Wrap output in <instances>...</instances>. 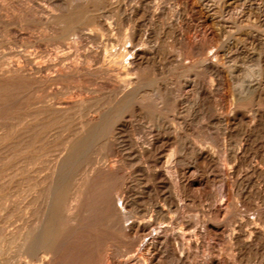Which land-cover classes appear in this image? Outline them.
I'll use <instances>...</instances> for the list:
<instances>
[{"label":"bare ground","instance_id":"obj_1","mask_svg":"<svg viewBox=\"0 0 264 264\" xmlns=\"http://www.w3.org/2000/svg\"><path fill=\"white\" fill-rule=\"evenodd\" d=\"M199 1L204 4L214 0ZM238 1L220 0L212 13L215 11L223 16L225 8L237 5ZM167 3V0H138L137 4L128 7L130 10L116 4L114 0H35L25 3L33 22L40 28V42L44 40L51 45H38L33 49L25 47L18 51L16 62L0 69V88L18 90L16 94H3L6 96L3 103L7 104L9 99L16 96L21 108L17 123L10 120L12 127L14 124L19 127L18 135L15 134L18 137H15L20 142L17 145L21 144L25 152L24 158H21L23 162H20L22 213H29L30 216L29 211H34L32 221L28 220L29 217L21 226L6 230L5 242L11 244L15 238L19 242L15 249L12 247L11 256L4 252L10 256L11 264H187L190 258H195V252L202 248V240L208 233L205 229L207 224L220 216L224 217L225 223L221 227L217 226L216 230L223 245L225 242L229 248L235 247L239 252L235 249L236 252L229 256L224 251L228 256L224 258L225 255L221 256L222 252L220 254L218 249L216 255L222 258L208 256L201 259L202 264H236L238 259L240 264H256L251 261L254 256L257 264H264V134H258L260 129L264 130L260 122L264 118V84L260 82L264 77V31H260L261 27L257 26L258 29L248 17L231 15L232 11L230 15L234 20H226L229 15L226 10V24L223 23L225 26L219 31V37L223 38L220 45L227 48L225 54L230 61L229 68H226V62L222 59L224 63L222 60L216 63L217 60L193 69L184 84L175 87L154 75L150 78V84L144 82L145 85H142L148 76V67L157 68L160 75H167L173 66L182 64L188 54L194 51L205 54L206 43L218 42L203 28L200 39L196 38L198 40L187 37L183 43L181 38L167 45L164 43L163 47L153 43L151 31L143 33L141 21L148 15L154 28L159 30L162 27L166 34H174L177 27L170 25L165 28L168 24L163 26V21L170 14L181 15V12L174 11L172 5ZM248 4L244 3L246 6ZM114 10L119 12V17L113 15L118 18L116 21L119 25H130V31H121L122 34H118L120 37L112 32L115 19L108 21ZM18 19L8 23L23 28V20ZM119 30L118 27L120 33ZM176 36L179 38V35ZM113 42L119 47L109 48ZM240 42L247 43L252 49L249 52L247 48L252 53L251 61L243 70L239 68V63L230 59V53H234V49L236 52ZM166 51H176L177 56L163 66L161 61ZM235 75L239 77L235 78ZM229 76L234 77L229 91L233 93L231 105L235 109H227L226 104L223 106L225 111L232 109L230 115L218 110L221 103L219 98L226 97L224 88L228 85ZM72 80L78 81L79 87L75 84L77 91L84 90L80 92L87 94L81 96L80 92L75 93L68 84L69 87L65 85L59 92H54L53 85L56 82L69 83ZM103 84L108 85L107 90L109 87V91L117 97H112L119 103L117 108L107 110V107L106 111L100 108L105 105L103 102L99 104L100 107L93 103L94 96L90 94ZM148 84L152 90L146 88ZM39 91L42 93L39 94ZM116 101L114 105H117ZM12 103L9 102L10 108ZM169 103L172 104V114L166 111V104ZM29 106L33 108L29 109ZM249 107L255 109L250 114L251 119L246 120V116L238 109L247 110ZM191 118L200 123L195 129L189 124ZM137 122L144 126L153 125L149 126V133L146 134L134 128ZM154 124H157L156 127ZM4 126L0 127V141H9L6 139L10 138L8 131L11 132V129ZM228 126L241 130L245 128L247 133H235ZM57 127L58 130L67 128L68 132L72 129L76 137V149L81 145L79 140L87 137L92 128L96 127L98 131L93 134L92 141L85 142V148L82 145L83 148L74 152L71 158L61 157V161L55 158L39 164L48 154L49 145L47 148L44 146L51 143L49 140L58 131L55 132ZM216 127H224V138L217 137L218 148L214 149L205 144V139L213 136L212 129ZM63 129L60 131L63 132ZM32 150L33 154H30ZM52 151L49 149V152ZM54 152L52 155L55 157L57 155ZM196 182L203 185L204 190L201 194L202 190L198 191L200 195L196 192V217L187 219L182 208L192 196L189 194L190 186ZM216 183L219 185L217 190H209ZM205 206L210 207L207 208L209 211ZM249 211H254L255 217H249ZM237 215L240 217L237 218ZM29 221L34 226L33 231L29 229ZM119 237L131 240L127 248L132 253L125 260L118 259L112 250ZM8 244H5L6 248H11ZM227 246L225 249H229ZM231 249L229 252L234 250ZM121 254H125L124 251ZM197 255L196 262L199 253Z\"/></svg>","mask_w":264,"mask_h":264},{"label":"rangeland","instance_id":"obj_2","mask_svg":"<svg viewBox=\"0 0 264 264\" xmlns=\"http://www.w3.org/2000/svg\"><path fill=\"white\" fill-rule=\"evenodd\" d=\"M10 1H12V2H10ZM17 0H14V2H13V0H8V1H6L5 0V2H4V0H1L0 1V17H2V15H3V19H1L0 18V65L2 66V67H0V69L1 68H3V67H6L7 65H9L10 63H14L13 61H15V60H17L18 59V56H16V55H18V51H20V50H23V49H25V47H29L30 49H33L34 47H37L38 45H47L48 44V46L49 45H51V43L50 42H47V41H44V40H42L41 42H40V40H39V37H40V35H41V32H40V28L39 27H36L37 25H36V23L35 22H33V17H32V15H31V13H30V11H29V9L27 8V6H26V4L27 3H30V1H31V3L33 2V1H35V0H27V2H25L26 0H18L17 2H16ZM115 2H116V4H118L119 3V5H122V6H124L126 9H128V10H130V8H128V7H132L134 4H137L138 3V0H114ZM121 1V2H120ZM157 1V0H156ZM169 3H167L168 5H172V9H174V11H178L179 10V12H181V15H178V14H170L169 15V19L171 20H169L168 18H166V20H164L163 21V26H165L166 24H168V25H166L165 26V28H167V26H170V25H172L174 28H176L177 30H176V32H174V34L172 33H170V34H166V30H164V29H162V27L158 30V28H154L153 27V25H152V20L150 19L151 17L150 16H148V15H146L143 19H142V21H141V25H142V29H143V33H145V31H151V35L153 36V43H155L157 46H159V47H163V46H165L164 45V43L167 45V44H170L171 42H174V41H176V40H179V39H181L182 40V42L184 43V40L186 41L187 40V37L188 38H190V39H196V38H198V39H200V34H201V29H203V28H205L206 30H207V32H208V34L210 35V37L212 36V37H216L215 39L218 41V42H216L217 44H210V43H206L205 44V54H198L197 53V51H194V52H192V53H190V54H188L186 57H185V60H184V62L182 63V64H180V65H178V66H173L172 68H171V70L169 71V73L167 74V75H165V74H163V75H165V76H163V75H160V74H158L159 73V71H157L158 69L157 68H151V67H148L147 69H146V72H147V79L145 78V80H143V83H142V85L144 84V82H145V84L146 83H149L150 84V78H152V76L154 75V76H157V77H160V80L162 81V82H169V84L172 86V87H175V86H178V84H184V82H185V80L188 78V75H189V73H191V72H193V69H195V68H199V67H202L205 63H208V62H216L217 60H219V61H217L216 63H219L222 59L224 60V62H226V63H224L223 62V60H222V62L224 63V65L226 66V68L228 67L229 68V66H230V61H229V59H228V57H226V54H225V51L227 50V48L225 47V46H221L220 45V43L222 42V39L223 38H220L219 37V31L220 30H222L223 29V26H225L224 24H226V20H228V21H233L234 19H233V17H231V15H235V16H237V17H239L240 16V18H242V16H243V18H246V17H248L249 19H250V21H253L255 24H256V27L258 26L259 28H260V31L262 30V31H264V27H262L263 26V24H264V11H262V10H264V0H248V1H246L245 2V0H244V2H243V0H239L238 1V3H237V5H234L235 6V8H234V6L233 7H226L225 8V12H224V15L223 16H220V14H216L215 13V11L212 13V11L215 9V7L217 8L218 7V5H219V2L218 1H220V0H214V1H208V2H204V4H203V2H201V1H199V0H167ZM180 1V2H179ZM252 1V2H251ZM261 1V2H260ZM263 1V2H262ZM5 3V5L3 6V3ZM21 2H23V3H21ZM26 4H25V3ZM137 2V3H136ZM213 2H216V3H213ZM241 2V3H240ZM247 2L249 3L248 5H252V6H246V5H244V3L245 4H247ZM260 2V3H259ZM11 3H12V5H11ZM17 5H16V4ZM208 3H210V4H208ZM211 3H213V4H211ZM240 3V4H239ZM259 3V4H258ZM7 4V5H6ZM207 4V5H206ZM258 4V5H257ZM261 4V5H260ZM209 5H211V6H209ZM241 5V6H240ZM243 5V6H242ZM6 6V7H5ZM8 6H10V7H8ZM13 6H15V7H13ZM17 6V7H16ZM26 6V7H25ZM215 6V7H214ZM236 6H238L237 7V9H236ZM260 6V8H258ZM2 7H3V9H2ZM5 7V8H4ZM11 7L13 8V9H11ZM213 7V8H212ZM241 7V8H240ZM246 7H248V8H246ZM256 7V8H255ZM7 8V9H6ZM14 8H16V9H14ZM25 8V9H24ZM231 8H232V10H231ZM234 8V9H233ZM2 9V10H1ZM176 9V10H175ZM210 9V10H209ZM230 9V10H229ZM236 9V10H235ZM240 11H243V12H240ZM245 9L247 10V12H248V14L246 13V11H245ZM256 9V10H255ZM260 10V11H258V10ZM226 10H227V12H228V14H227V12H226ZM2 11H3V13H2ZM4 11H6L5 13H4ZM9 11V12H8ZM19 11V12H18ZM29 11V12H28ZM115 11V12H114ZM113 12H112V14L110 15V17L108 18V21H113L114 19H115V21H113V23H112V25H113V31L112 32H114L115 33V35H117L116 37H118L119 35H121L122 33H121V31L123 32V33H125V31L126 32H129L130 30V28H129V24L128 23H126V24H122V25H119L118 24V18H115V17H119V12L118 11H116V10H114ZM209 11H211V12H209ZM230 11H232V14H231V12ZM237 11V12H236ZM258 11V12H257ZM14 12V13H13ZM21 12V13H20ZM27 12H28V14H27ZM117 12V13H116ZM230 12V13H229ZM236 13V14H233V13ZM251 12H253L254 13V15H253V13H251ZM260 12V13H259ZM10 13V14H9ZM12 13H13V15H12ZM18 13V14H17ZM24 13H25V15H24ZM30 13V14H29ZM114 13V14H113ZM204 13V14H203ZM226 13V14H225ZM240 13V14H239ZM244 13H246V14H244ZM257 13H259V14H257ZM25 16H23V15ZM208 14V15H207ZM213 14L215 15V16H213ZM231 14V15H230ZM31 15V16H30ZM113 15H116L115 17L113 16ZM173 15V16H172ZM229 17H228V16ZM253 15V16H252ZM260 15V16H259ZM6 16V17H5ZM9 16H10V18H9ZM19 18L20 16H21V20H23V22H24V25H23V28L21 27V26H19V25H14V26H12L11 24H9L8 22H13V20L15 21V20H17L18 18ZM27 16L29 17V18H27ZM171 16H172V19H173V21H172V19H171ZM192 16V17H191ZM219 16V17H218ZM229 18H227V17ZM257 16H259V18L257 17ZM207 17V18H206ZM217 17H218V19H217ZM226 17V20L224 19ZM253 17V18H252ZM261 17V18H260ZM6 18H8L7 19V22H6ZM22 18H24V19H22ZM188 18V19H187ZM12 19V20H11ZM20 19H18V20H20ZM148 19H149V21H148ZM168 19V20H167ZM215 19V20H214ZM231 19V20H230ZM253 19V20H252ZM255 19V20H254ZM29 20V21H28ZM31 20V21H30ZM117 20V21H116ZM176 20H177V22H176ZM215 21V23H214V21ZM225 20V21H224ZM5 22V23H4ZM177 24H176V23ZM152 25V27H153V29H152V27H151V25ZM166 23V24H165ZM224 23V24H223ZM10 26H9V25ZM116 26H115V25ZM183 24V25H182ZM209 24V25H208ZM214 24V25H213ZM216 24V25H215ZM260 24V25H259ZM3 25V26H2ZM6 25V26H5ZM31 25H32V27H31ZM118 25V26H117ZM150 25V26H149ZM174 25H176V26H174ZM178 25H179V27H178ZM205 25V26H204ZM17 26V27H16ZM35 26V27H34ZM196 26V27H195ZM222 26V27H221ZM5 27V28H4ZM11 27V28H10ZM17 29H16V28ZM114 27H115V29H114ZM117 27V28H116ZM118 27L120 28V33L117 31V29H118ZM181 27V28H180ZM212 27V28H211ZM257 27V28H258ZM9 28V29H8ZM15 28V29H14ZM122 28V29H121ZM128 28V29H127ZM184 28V29H183ZM190 28V29H189ZM258 28V29H259ZM24 29V30H23ZM146 29V30H145ZM156 29V31H155V33L154 32H152L153 30H155ZM179 29H183V30H179ZM209 29V30H208ZM21 30V31H20ZM23 30V31H22ZM129 30V31H128ZM159 32H158V31ZM20 31V32H19ZM30 31V32H29ZM38 31V32H37ZM178 32V33H177ZM25 33V34H24ZM157 33V34H156ZM193 33V34H192ZM211 33V34H210ZM19 34V35H18ZM36 34V35H35ZM119 34V35H118ZM165 34V35H164ZM182 34V35H181ZM185 34V35H184ZM214 34V35H213ZM156 35H157V37H156ZM164 35V36H163ZM166 35L168 36V37H166ZM175 37H173V36ZM176 35H179V38H177L178 36H176ZM9 36V37H8ZM185 36H186V38H185ZM199 36V37H198ZM120 37V36H119ZM156 37V38H155ZM164 37V38H163ZM172 37V38H171ZM6 38V39H5ZM21 38H23V39H21ZM220 38V39H219ZM175 39V40H174ZM198 39H196V40H198ZM10 40H11V42H10ZM39 40V41H38ZM159 41H160V43H159ZM8 42V43H7ZM162 42V43H161ZM50 43V44H49ZM158 43V44H157ZM241 44H238V49L236 50V52H235V49L233 50V52L234 53H230V56H232L230 59H232V60H234V61H236V63L238 64V66H239V68H241V70H243L245 67L244 66H246V64L248 63V61H251V60H249L251 57H250V54H252V53H249L252 49H250V47L247 45V43H244V44H246V46L242 43V42H240ZM7 44V45H6ZM11 47H10V46ZM31 45V46H30ZM35 45V46H34ZM116 45V46H115ZM162 45V46H161ZM213 45V46H212ZM241 45V46H240ZM17 46V47H16ZM111 46V47H110ZM109 46V48H111V49H114V48H118L119 47V45L117 44V43H114L113 42V46L112 45H110ZM242 46H244V47H242ZM32 47V48H31ZM220 47V48H219ZM246 47V48H245ZM208 48V49H207ZM249 49V52L247 51L248 49ZM11 49H13V50H11ZM207 49V50H206ZM239 49H241L240 51H238ZM17 50V51H16ZM13 51V52H12ZM208 51V52H207ZM239 53H238V52ZM17 54H16V53ZM246 52V53H245ZM253 52V51H252ZM254 52H255V54H257L256 53V51L254 50ZM15 53V54H14ZM220 53V54H219ZM223 53V54H222ZM2 54V55H1ZM164 54H165V56H164ZM163 54V58H162V64H163V66H166V65H168V63H170L176 56H177V53H176V51H166L165 53ZM225 54V55H224ZM249 54V55H248ZM220 55V56H219ZM224 55V56H223ZM235 55V56H234ZM243 55V56H242ZM167 56V57H166ZM217 56V57H216ZM224 58H223V57ZM234 56V57H233ZM238 58H237V57ZM241 56V57H240ZM203 57V58H202ZM220 57H222V58H220ZM247 57V58H246ZM218 58V59H217ZM245 58V59H244ZM255 58V57H254ZM236 59V60H235ZM242 59V60H241ZM247 62H246V61ZM229 61V62H228ZM256 60H254L253 62H255ZM263 61H264V56H263ZM16 62V61H15ZM9 63V64H8ZM166 63V64H165ZM199 64V65H198ZM228 64V65H227ZM245 64V65H244ZM5 65V66H4ZM240 65H241V67H240ZM263 67H264V64H263ZM175 68V69H174ZM154 69V70H153ZM190 70V71H189ZM149 73V74H148ZM187 77V78H186ZM235 78H238L239 76H234ZM234 77L233 76H229L228 77V85L224 88V93L226 94L225 96L226 97H224L223 99L222 98H219L220 100H219V103H220V105L218 106L219 107V112H220V109H221V112H226V114H231V112H233L232 111V109H230L229 111L228 110H226L225 111V109L227 108V109H229L228 107H232L233 109H235L234 107V105L232 104L231 105V96H232V94L233 93H230V92H232V91H229V90H231L232 89V86H233V79H234ZM233 78V79H232ZM264 78V77H263ZM263 78H261V80H260V82L262 83V84H264V80H263ZM100 80H103L102 78L100 79ZM148 80H149V82H148ZM166 80V81H165ZM72 81H75V83L74 82H72ZM72 81H70L69 83L67 82V81H65V82H63V81H58V83L56 82L54 85H53V89H54V92L56 91V92H59L60 91V88L62 87V89L65 87V85L66 86H70V88H72V90L74 89V91H75V93H78V92H80V91H84V90H79V91H77L78 89H76V88H78L79 87V85H78V81L77 80H72ZM59 82H61L60 84H59ZM72 82V83H71ZM170 82H172V84L170 83ZM173 82H175L174 84H173ZM71 83V84H70ZM82 83H83V81H82ZM177 83V84H176ZM68 84V85H67ZM75 84H77L78 85V87H77V85L75 86ZM144 84V85H145ZM148 84V85H149ZM146 86V88L148 89V90H152L153 88L150 86ZM230 85V86H229ZM56 86V87H55ZM60 86V87H59ZM68 86V87H69ZM106 86V87H105ZM107 86L108 85H101V86H97V90H96V92H93L92 94H90V96L91 97H93V103H96V104H98L97 106H99V104L101 103V105H102V102L105 104V105H100L99 107L102 109V110H106V108L108 107V109L107 110H112V109H115V108H117V106L119 105V103H118V101H116L114 98H116L117 99V97H114L115 95H113L112 94V92L111 91H109V87H108V90H107ZM58 87H59V89H58ZM228 87L230 88V89H228ZM1 90H0V118L2 117H6V119H0V121H1V123H0V127H2L3 125H5L4 127H6V125H7V129L8 130H10L11 129V132L10 131H8L7 129V131L9 132V135H10V138H8V139H6V140H9V141H4V140H1L2 141V143L0 144V236H2V238H0V240H2V241H4L5 242V240H6V234H7V232H6V230H9V229H13L14 227H18V226H21L22 225V223H23V221L24 220H27L29 217V219L28 220H31L32 221V219L31 218H33L34 217V211L33 210H30L29 212L31 213V215L29 216V213H27V214H24V213H22L23 211H22V204H23V201L21 202V199H22V191H20V190H22V188H23V181H22V169H20V168H22V160L23 159H21V158H24V156H25V152H24V150L22 149V147H21V144H19V145H17L18 143H20L18 140V138H16V137H18V136H16V135H18V133L19 132H17V131H19V127L17 126V125H15L16 123H17V119H18V116H20L21 115V108L18 106V101L16 102V100H18L17 98H11V100L9 99V102H13L12 103V108H10L9 107V102L7 103V104H4L3 103V99L6 97V96H3V94L5 95V94H8V95H11V94H16L17 93V91L18 90H12V89H7V88H0ZM76 89V90H75ZM6 90V91H5ZM50 90V89H49ZM59 90V91H58ZM2 91V92H1ZM77 91V92H76ZM184 91H187V89H184ZM4 92V93H3ZM82 92H80V95L82 96H84V94L86 95L87 93L85 92V93H82ZM40 93H42V91L40 92L39 91V94ZM107 93H110V94H107ZM2 94V95H1ZM95 94H96V96H95ZM36 95V94H35ZM93 95V96H92ZM99 95V96H98ZM97 96L98 97H100V98H97ZM96 97V98H95ZM102 97V98H101ZM112 97H114V98H112ZM228 97V98H227ZM6 99V98H5ZM94 99H96V100H94ZM97 99H98V102H95V101H97ZM99 99H100V101H99ZM13 100H15V101H13ZM112 100H114V101H112ZM223 102H222V101ZM227 100V101H226ZM117 102V105H116V103H115V105L113 104V102ZM229 101V102H228ZM109 102H110V104H109ZM95 104V105H96ZM110 106H108V105ZM226 104V105H225ZM228 104H230V105H228ZM3 105H6V106H4L3 107ZM11 105V104H10ZM223 105H225L226 106V108L223 106ZM166 106L168 107V108H166L167 110V113L168 114H172L173 112H172V104H166ZM15 107V108H14ZM115 107V108H114ZM223 107V108H222ZM32 108H33V106H32ZM30 106H29V109H32ZM104 108V109H103ZM111 108V109H110ZM170 108V109H169ZM238 109V108H237ZM250 109H251V111H250ZM253 109V110H252ZM254 109H255V107L254 108H248L247 110L246 109H238L244 116H246L245 118H246V120H249V119H251V115L254 113ZM106 110V111H107ZM169 110V111H168ZM245 111V113H244V111ZM16 111V112H15ZM228 111V112H227ZM13 112H15V114L13 113ZM19 112H20V115H19ZM251 112V113H250ZM3 113V114H2ZM5 113V114H4ZM251 114V115H250ZM13 115V116H12ZM15 115V116H14ZM249 115V116H248ZM10 116H12L11 118H10ZM248 116V117H247ZM16 118V119H15ZM248 118V119H247ZM8 119V120H7ZM10 119H12V122L13 123H15L14 125H13V127H12V122H11V120ZM192 119V121L191 122H189V124H191V128H193V129H195V128H197V126L200 124L198 121H197V119H194V118H191ZM2 120H3V122H7V123H3L2 122ZM7 120V121H6ZM193 120H194V122H193ZM197 122H196V121ZM261 122V125H264V118L262 119V121H260ZM259 121H257V123L259 124L260 123ZM11 123V125H10V127H9V124ZM140 122H137V123H135L134 125V128L135 129H137V130H139V131H144L146 134H148L149 133V130H150V127H151V125H153V124H150V125H147V124H145V126H144V124H142V123H140ZM193 123V124H192ZM196 123V124H195ZM156 125L157 124H154V126L156 127ZM148 126V127H147ZM150 126V127H149ZM12 127V128H11ZM137 127V128H136ZM232 127V128H231ZM231 127H229L228 126V128H231L232 130H234L235 131V133H239L240 131L241 132H245V133H247L246 132V130H245V128L243 129V130H241V128H237V127H234V126H231ZM16 128V129H15ZM62 128V127H61ZM60 128V130L62 131V129ZM149 128V129H148ZM224 128V127H223ZM220 129V128H213L212 129V131H213V136H210V138L208 139V137H207V140L205 139V144L206 145H208V146H212L214 149H217L218 147H217V137L218 138H221V139H223L224 138V129ZM234 128V129H233ZM12 129H13V131H12ZM59 129V127H57V129L55 130V132L57 131ZM68 129H70V128H68ZM238 129V130H237ZM240 129V130H239ZM16 130V131H15ZM60 130H58L57 132H59L58 133V135H62V136H58L57 135V132L55 133V137L53 136V138L51 137L50 138V140H49V142H51L50 144L49 143H46L45 144V146H44V148L47 146V145H49V147L52 145V147H48V154H46V155H48L47 157H46V155H45V157H43V159H41V163H39V164H44V163H46V161L47 160H49V162H50V160H52L53 161V159H58L59 161H61L62 159H61V157H63L64 159L65 158H71L75 153L74 152H78V150H80V148L82 149L83 148V146L85 145V142L87 143L88 141L90 142V141H92V139H93V134H95V132H96V130H97V128L96 127H94V128H92L91 130H90V132H89V135L87 136V137H85V138H81L80 140H79V142H80V144L81 145H79V147L76 149V147H75V145H74V141H75V139H76V137H75V135H74V133L72 132V129H70V131L72 132V134H71V132H68V130H67V128H65V129H63V132H64V130H65V132H64V134H61V133H63V132H61ZM67 130V131H66ZM146 130V131H145ZM214 130H216V131H214ZM0 131H1V129H0ZM98 131V130H97ZM223 131V132H222ZM233 131V132H234ZM14 134H13V133ZM68 132V133H67ZM218 132V133H217ZM259 133V135L261 136L262 134H264V130L262 129H260L259 131H258ZM14 136V137H12V135ZM70 133V134H69ZM220 133V134H219ZM16 134V135H15ZM57 135V136H56ZM65 135H66V137H65ZM70 135H72L73 137H75V138H73L72 136H69ZM16 136V137H15ZM215 136H216V139H215ZM15 140H13L12 138ZM56 137H58V138H56ZM212 137V138H211ZM69 138V139H68ZM88 138H90V139H88ZM17 139V140H16ZM67 139V140H66ZM235 138H233V140H234ZM0 141V142H1ZM59 141H61V142H59ZM69 141V142H68ZM72 143H71V142ZM208 141H209V143H208ZM212 141V142H211ZM12 142V143H11ZM14 142V143H13ZM57 142H59V143H57ZM6 143H7V145H6ZM68 143V144H67ZM5 144V145H4ZM211 144V145H210ZM54 145V146H53ZM55 145H56V148H58L57 150H53V149H56L55 148ZM60 145H62V146H60ZM83 145V146H82ZM58 146H60V147H58ZM15 147V148H14ZM46 147V148H47ZM61 147H63V149L61 148ZM59 148H61V149H59ZM84 148H85V146H84ZM21 149V150H20ZM49 149H50V151H52V152H54L53 154H55V155H57V156H55L54 157V155H52V152H49ZM52 149V150H51ZM73 149V150H72ZM8 150V151H7ZM34 150H36L35 148H34ZM34 150H32L31 152H30V154L32 153L33 154V151ZM66 150V151H65ZM6 151V152H5ZM19 151V152H18ZM62 152L63 151V153L62 154H64L63 156H62V154L60 153V152ZM64 151H65V153H64ZM24 152V153H23ZM56 152H57V154H56ZM68 152H70L69 154H68ZM72 152V153H71ZM76 152V153H77ZM23 153V154H22ZM49 153H50V155H49ZM60 153V154H59ZM67 153V154H66ZM58 154H59V157H58ZM67 156V157H66ZM11 157V158H10ZM52 157V158H51ZM58 157V158H57ZM60 158V159H59ZM3 161V162H2ZM21 162V163H20ZM4 164V165H3ZM12 165V166H11ZM19 165V166H18ZM21 166V167H20ZM10 168V169H9ZM12 168V169H11ZM20 169V170H19ZM17 170V171H16ZM128 170H130V168L128 169ZM20 171V172H19ZM11 172V173H10ZM13 172H14V174H13ZM2 173V174H1ZM10 173V174H9ZM43 173H45V171H43ZM7 174V175H6ZM9 174V175H8ZM20 174V175H19ZM7 177H6V176ZM13 175V176H12ZM11 176L13 177V178H11ZM3 177H4V179H3ZM6 178V179H5ZM8 180H10V181H8ZM3 181H6V182H3ZM20 181V182H19ZM21 184V185H20ZM198 182H196L195 184H193V185H191L190 186V188H189V194L190 195H192L190 198H189V200H187L186 201V203H184V205H183V208H182V212H183V215H184V217L185 218H195L196 217V214H197V202H196V199L198 198V197H196V192H200V190H202L201 192H200V194L203 192V190H204V186L203 185H201V184H199ZM219 184V183H218ZM195 188H194V187ZM216 186V187H215ZM217 186H219V185H217V183H216V185L214 184V185H212L211 187H210V189L209 190H211L212 191V189H214L213 191H216L217 190ZM21 187V188H20ZM191 187H193V188H191ZM197 188V189H196ZM203 188V189H202ZM212 188V189H211ZM191 191H192V193H191ZM21 192V193H20ZM199 192H198V195H200L199 194ZM9 193L11 194V195H9ZM15 193V194H14ZM195 194V195H194ZM9 196V197H8ZM20 196V197H19ZM3 197V198H2ZM7 198V199H6ZM195 199V200H194ZM5 200H7V201H5ZM23 200V199H22ZM192 200V201H191ZM193 200H194V202H193ZM20 202V203H19ZM205 202V204L207 205V203H206V201H204ZM195 203V204H194ZM18 204H20L19 206H18ZM209 204V203H208ZM4 206V207H3ZM13 206V207H12ZM6 207V208H5ZM12 207V208H11ZM19 208V209H18ZM205 208H206V206H205ZM207 208L209 209L210 207H208L207 206ZM206 208V209H207ZM207 209V210H208ZM184 211H186V212H184ZM209 211V210H208ZM21 214H23V215H21ZM32 214H33V216H32ZM206 214H208V213H206ZM186 215V216H185ZM249 217H255L254 216V211H249L248 212V214H247ZM32 216V217H31ZM238 217L237 218H239L240 217V215H237ZM20 217V218H19ZM22 217V218H21ZM25 218V219H24ZM218 219H221V220H218ZM218 219H214L213 218V223H208L207 224V226H206V237H204V240H202V248H200V249H198V252H195V255L196 256H194L195 258L193 259V257L192 258H190L189 260L190 261H187V264H190V263H195L196 262V257L198 256L197 254L199 253V257L197 258V264H200V262H201V264H202V261L205 259V257L207 258L208 256H214V257H216V258H222L221 256H223L224 257V255H225V257L224 258H228V253H229V256H231L232 255V252H233V254L236 252V248L235 247H230L229 248V246H227L226 245V243L224 242V244L227 246V248H229V249H225L226 248V246L225 245H223V240L221 239V237L219 236V234H218V230H216V227L217 226H219V227H221V225L223 226L224 225V221H225V219H224V217H222V216H220ZM7 220V221H6ZM21 221V223H20V221ZM215 220V221H214ZM218 220V221H217ZM1 221H3V223L1 222ZM31 221H29L30 222V224H29V229L30 228H32L30 231H33L34 229V226L31 224ZM216 222H218V224H215ZM221 222V223H220ZM17 223H19V224H17ZM223 223V224H222ZM11 224V225H10ZM17 224V225H16ZM10 225V226H9ZM3 226V227H2ZM5 226H6V228H5ZM214 229H212L211 227ZM208 227H209V229H208ZM3 228V229H2ZM5 228V229H4ZM29 229H27V230H29ZM2 230V231H1ZM5 230V231H4ZM29 231V232H30ZM216 232V233H214V232ZM2 232H4V233H2ZM6 232V233H5ZM210 236V238H209V236ZM213 235V236H212ZM217 235V236H216ZM212 236V237H211ZM215 236V237H214ZM217 237V238H216ZM220 237V238H219ZM207 238V239H206ZM211 238H214V239H211ZM215 238H216V240L218 241H216L215 240ZM120 239V240H119ZM221 239V241H219ZM14 240V239H13ZM13 240H12V243L10 244L11 245V248H9L10 246H8V248H6L7 247V245H5V244H8L7 243V241L4 243V242H0V250H1V252H0V264L2 263V264H11V260H10V256L13 254V252L11 253V251L13 250V249H15L17 246V244H18V246H19V242L17 241V239L15 238V240H14V242H13ZM119 240V241H118ZM122 240H124V241H122ZM126 240V241H125ZM211 240H213V241H211ZM130 239H128V238H122V237H119L115 242V244H114V246H113V253H114V255L118 258V259H120V260H125L126 259V257L128 256V255H130L131 253H132V251H130L129 252V249L127 248L128 247V245L130 244ZM126 242V243H125ZM128 242V243H127ZM222 243V245H221V243ZM8 244V245H9ZM2 245V246H1ZM4 245V246H3ZM117 245H118V247H117ZM125 245H126V247H125ZM14 246V248L12 249V247ZM117 248H116V247ZM122 246V247H121ZM217 246V247H216ZM219 246H221V247H219ZM224 246H225V248H224ZM120 247V248H119ZM125 249H124V248ZM212 247H214V248H212ZM216 247V248H215ZM120 249V250H117V249ZM127 248V249H126ZM234 248V250H232V249ZM10 251V253H9V251ZM123 249V250H122ZM211 249H213V250H211ZM220 250V254H221V252H222V254H221V256L218 254V257H217V253H219V250ZM224 249V250H223ZM230 249L232 250L231 252H229L230 251ZM236 249V250H235ZM118 252H117V251ZM211 250V251H210ZM215 250V251H214ZM222 250V251H221ZM228 250V251H227ZM6 251V252H5ZM123 251H124V253L125 254H121V253H123ZM200 251V252H199ZM218 251V252H217ZM227 252V255H226V253L225 252ZM3 252V253H2ZM8 253V254H5V253ZM126 252H127V254H126ZM215 252V253H214ZM217 252V253H216ZM237 252H239L238 250H237ZM119 253V254H118ZM197 253V254H196ZM206 253V254H205ZM208 253H210V254H208ZM212 253H214V255L212 254ZM224 253V254H223ZM231 253V254H230ZM121 254V255H120ZM7 255V256H6ZM126 255V256H125ZM123 256V257H122ZM4 259H3V258ZM7 258V259H6ZM200 258V259H199ZM204 258V259H203ZM255 258V256L252 258L251 257V261H252V263L254 262V263H256L257 264V260L256 259H254ZM3 259V260H2ZM201 259H203V260H201ZM254 259V260H253ZM7 260H8V262L9 263H7ZM10 260V261H9ZM199 260V261H198ZM4 261H6V262H4ZM192 261H194V262H192ZM241 263V261L238 259L237 260V262H236V264H238L239 262ZM244 261V260H243ZM239 263V264H240Z\"/></svg>","mask_w":264,"mask_h":264}]
</instances>
